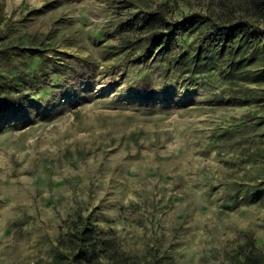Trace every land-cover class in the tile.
Returning a JSON list of instances; mask_svg holds the SVG:
<instances>
[{
  "label": "rangeland",
  "instance_id": "rangeland-1",
  "mask_svg": "<svg viewBox=\"0 0 264 264\" xmlns=\"http://www.w3.org/2000/svg\"><path fill=\"white\" fill-rule=\"evenodd\" d=\"M163 2L173 18L228 12L221 0H0L11 38L47 35L75 67L62 97L0 124V264L48 261L76 213L131 260L154 247L166 264H229L249 239L264 251V195L247 193L264 182V124L244 119L260 108L221 94L217 76L144 98L142 65L104 51L134 38L130 14Z\"/></svg>",
  "mask_w": 264,
  "mask_h": 264
},
{
  "label": "trees",
  "instance_id": "trees-1",
  "mask_svg": "<svg viewBox=\"0 0 264 264\" xmlns=\"http://www.w3.org/2000/svg\"><path fill=\"white\" fill-rule=\"evenodd\" d=\"M221 1L228 10L223 20L200 12L173 18L169 15L174 7L168 2L155 8L143 5L130 14L128 31L136 33L134 38L104 51L142 65L134 85L144 98L158 96L159 90L166 98L179 87L196 89L206 78L221 77L227 85L221 94H229L238 105H257L261 111L244 119L263 125L264 30L259 23L264 22V0ZM133 7L137 6L129 2L122 9ZM17 23L10 19L0 28V124L14 121L32 99L41 108L72 89L63 84L64 75L75 68L73 56L54 47L55 41L47 35L11 38L18 33ZM148 63L160 77L152 76ZM247 187L250 198L264 195V182ZM63 225L66 232L55 240L52 257L37 264H166V254L160 255L154 247L141 259L126 258L93 216L76 213ZM229 264H264V251L249 239L230 255Z\"/></svg>",
  "mask_w": 264,
  "mask_h": 264
}]
</instances>
